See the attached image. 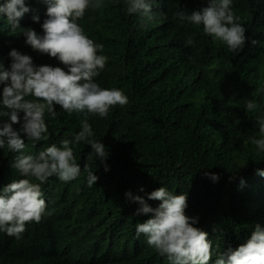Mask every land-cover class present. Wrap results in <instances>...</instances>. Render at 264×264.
<instances>
[{
	"label": "clouds",
	"instance_id": "clouds-1",
	"mask_svg": "<svg viewBox=\"0 0 264 264\" xmlns=\"http://www.w3.org/2000/svg\"><path fill=\"white\" fill-rule=\"evenodd\" d=\"M141 29L145 35L192 30L210 46L258 65L259 76L264 77V11L242 0H0V154H12V167L22 177L10 173L0 187V237L20 240L32 225L52 221V185L42 183L53 176L69 182L80 175L71 145L89 144L104 170H109L105 146L92 139V120L129 108L132 99L123 85L127 77L106 83L99 76L106 55L124 42H133ZM185 43L194 41L188 37ZM137 56L135 44L121 61L132 64ZM199 78L205 75L199 73ZM189 94L198 107L193 123L175 110L169 114L159 110L165 121L141 108L129 109L126 116V142L130 149L141 151L148 174L156 180L136 188L141 196L125 194L138 204L130 208V230L134 239L166 257L169 264H209L213 256L208 233L194 226L196 217L185 214L187 194L171 192L169 153L163 142L157 143L158 137L168 143L182 135H217L218 113L211 90L201 83ZM258 107L255 100L246 102V111ZM57 116L76 121L74 134L62 136L59 146L51 144L35 155L20 154L26 142L37 145L50 139L49 119ZM257 123L259 138L247 137L258 153H264V119ZM84 170L91 187L98 177L87 166ZM256 171L264 176V170ZM205 175L219 179L216 173ZM260 194L264 197V190ZM220 250L214 264H264V228L257 224L236 241L221 243Z\"/></svg>",
	"mask_w": 264,
	"mask_h": 264
},
{
	"label": "trees",
	"instance_id": "trees-1",
	"mask_svg": "<svg viewBox=\"0 0 264 264\" xmlns=\"http://www.w3.org/2000/svg\"><path fill=\"white\" fill-rule=\"evenodd\" d=\"M242 2L264 11V3ZM140 31L141 36L138 34L133 42H124L106 55L108 60L99 76L106 83L127 77L123 85L132 99L129 108L122 107L106 118L92 120V139L105 146L109 170H104L89 144L71 145L80 175L69 182L53 176L42 183L52 185L50 191L54 195L50 196L49 208L55 217L32 225L20 240L0 237V264H169L166 257L134 239L130 230V208L138 204L125 194L141 196L136 188L156 180L148 174L141 151L130 149L126 142V116L129 109L141 108L165 121L164 114L175 110L193 123L198 107L189 98V91L201 83L214 98L211 103L218 113V130L214 132L217 135H182L168 143L158 137L157 143L163 142L169 153L171 192L187 194L185 214L196 217L194 226L208 233L213 245L209 264H214L221 243L236 241L246 231L252 232L257 224L264 228V203H255L258 199L264 201L260 194L264 190V176L256 173L257 169L264 170V153H258L247 137L259 138L257 121L264 119V77L259 76V66L210 46L192 30H179L173 35H156L153 31L145 35L144 29ZM188 37L193 39L192 45L185 43ZM135 44L136 61L124 64L122 55ZM199 73L205 75L203 80ZM248 100L258 104L256 111H246ZM47 128L48 141L37 145L26 142L20 154L35 155L51 144L59 146L61 137L72 136L77 124L72 118L57 116L49 119ZM2 152L0 187L10 173L20 176L12 167V154ZM85 166L98 177L91 187ZM205 172L216 173L219 179L213 181ZM254 194L257 198H251Z\"/></svg>",
	"mask_w": 264,
	"mask_h": 264
},
{
	"label": "bare ground",
	"instance_id": "bare-ground-1",
	"mask_svg": "<svg viewBox=\"0 0 264 264\" xmlns=\"http://www.w3.org/2000/svg\"><path fill=\"white\" fill-rule=\"evenodd\" d=\"M8 20V19H7ZM8 27H10V26H8Z\"/></svg>",
	"mask_w": 264,
	"mask_h": 264
}]
</instances>
